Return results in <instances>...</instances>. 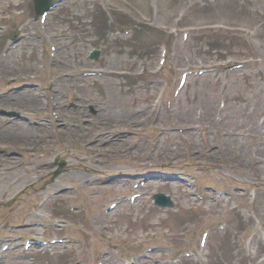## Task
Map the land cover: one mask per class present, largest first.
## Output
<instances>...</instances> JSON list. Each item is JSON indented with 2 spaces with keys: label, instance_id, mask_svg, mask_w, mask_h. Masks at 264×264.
<instances>
[{
  "label": "rangeland",
  "instance_id": "1",
  "mask_svg": "<svg viewBox=\"0 0 264 264\" xmlns=\"http://www.w3.org/2000/svg\"><path fill=\"white\" fill-rule=\"evenodd\" d=\"M74 2L47 17L45 34L35 27L30 44L4 56L0 40V93L10 94L0 98V109L27 119L0 115L10 136H0V200L41 178L19 202L0 207V237L4 223H17L42 190H58L46 217L62 213L69 228L45 236L69 235L81 243L29 258L3 250L0 242V264H94L96 253L113 243L112 256L99 258L101 264H264V0H78L80 8L70 9ZM26 4L0 0V15H8L0 20V35L32 19ZM119 27L129 33H108ZM66 30L71 39L62 38ZM90 32L96 36L78 42ZM41 35L50 54V45L58 48L43 69ZM93 46L101 49L97 60L85 57ZM41 70L40 89L25 84ZM90 71L101 76L83 75ZM181 71L189 73L179 87ZM113 95L122 99L110 107L119 118L106 111ZM148 102L154 103L151 113ZM157 108L166 120L159 128ZM177 118L185 128L175 124ZM23 156L47 164L52 157L64 159L66 171L52 180L46 176L50 166L26 171L13 165ZM151 161L159 163L146 165ZM140 171L165 179H144ZM121 172L141 179L113 175ZM140 180L144 185L135 186ZM136 191L144 196L125 195L103 213ZM160 191L171 196L172 207L152 203ZM82 200L85 206L74 214L55 210L57 203L63 208ZM188 250L192 255L185 257Z\"/></svg>",
  "mask_w": 264,
  "mask_h": 264
},
{
  "label": "bare ground",
  "instance_id": "2",
  "mask_svg": "<svg viewBox=\"0 0 264 264\" xmlns=\"http://www.w3.org/2000/svg\"><path fill=\"white\" fill-rule=\"evenodd\" d=\"M3 96H7V95H3ZM8 96H10V95H8ZM116 95H113V96H111L110 97V99H109V107H108V110H106L107 112L109 111V114H114V112L116 113L113 117H115V118H119V115L120 114H118V112H119V110L117 109V108H115L114 107V109H113V111L111 112L110 111V107H111V105L112 104H114L115 102H121L122 101V99L120 98V97H115ZM116 104V103H115ZM115 104H114V106H115ZM155 105H157L158 107H159V103H157V104H155ZM219 106H221L220 104H219ZM33 107H34V105H33ZM153 107H154V103H151V102H148V104H147V111H149L150 110V113H151V111H152V109H153ZM171 107V106H170ZM118 108H120V106L118 107ZM10 109H12V108H10ZM104 109V108H103ZM117 109V110H116ZM158 109V108H157ZM155 109V115H154V117H153V121L156 123V127H158L159 128V125H164L163 123H165L166 122V120H164L163 119V116H162V113L160 112V109ZM226 107L224 106V105H222L221 106V110L223 111V112H225V114L227 113L228 114V112H226ZM104 111H105V109H104ZM171 112H172V108H171V110H170ZM170 111H169V113H170ZM207 111H209V109L207 110ZM0 112H2V110L0 111ZM173 113V112H172ZM186 113H184V114H180L181 116H186L185 115ZM200 112L198 113V114H195V118L198 120L199 119V116H200ZM169 117V116H168ZM171 117H169L168 119H170ZM172 119V118H171ZM173 122H174V120H173ZM175 124L176 125H180V126H182V127H186V125H185V123H181V120L179 119V118H177L176 120H175ZM182 124H184V125H182ZM170 127V126H169ZM22 131H24V129H22ZM162 131H163V129H162ZM166 131H167V129H166ZM2 134H4L5 136L6 135H9V133H7L5 130L3 131V132H1ZM1 133H0V135H1ZM12 135H14L13 133H11ZM101 141H103V140H105L103 137H101L100 136V138H99ZM153 159H158L159 160V157L158 156H153ZM160 161V160H159ZM159 161H151V162H147V164L146 165H150V164H157V163H159ZM53 199V198H52ZM49 200V199H48ZM48 200H47V202H48ZM46 202V203H47ZM45 205V202H44V204L43 205H41V207L40 208H42L43 206Z\"/></svg>",
  "mask_w": 264,
  "mask_h": 264
}]
</instances>
